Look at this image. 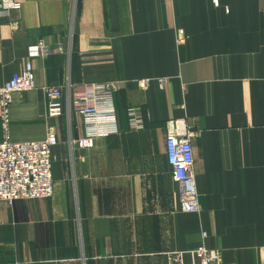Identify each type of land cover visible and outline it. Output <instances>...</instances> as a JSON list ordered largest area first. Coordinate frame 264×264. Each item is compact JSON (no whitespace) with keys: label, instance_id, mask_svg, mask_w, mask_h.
Returning <instances> with one entry per match:
<instances>
[{"label":"crops","instance_id":"1","mask_svg":"<svg viewBox=\"0 0 264 264\" xmlns=\"http://www.w3.org/2000/svg\"><path fill=\"white\" fill-rule=\"evenodd\" d=\"M12 1L0 8V88L29 65L36 87L13 96L10 136L41 141L53 127L59 144L53 197L0 201V264H169L175 252L189 264L202 246L264 264V0ZM40 42L50 54L31 56ZM109 82L120 133L71 148L82 120L50 117L43 88ZM173 120L198 134V213L181 210L172 180Z\"/></svg>","mask_w":264,"mask_h":264},{"label":"built area","instance_id":"2","mask_svg":"<svg viewBox=\"0 0 264 264\" xmlns=\"http://www.w3.org/2000/svg\"><path fill=\"white\" fill-rule=\"evenodd\" d=\"M215 2L217 0H214ZM20 4L12 0H0L2 13L19 9ZM31 56H48L50 50L43 42L30 48ZM147 88L149 81L139 82ZM35 76L31 65L22 73L15 74L11 81L0 88V111L3 140L0 142V201L9 204L17 200L48 199L54 195L52 174V150L58 146L56 130L48 128L41 141L14 142L10 136V107L13 96L35 88ZM49 101V116L67 118L71 123L74 114L83 124V136L76 142L70 141L71 148L92 149L97 140L119 134L114 94L119 86L116 82L84 84L74 91L71 84L45 86ZM128 117L131 129H143V113L140 108H130ZM198 134L179 120L166 124V157L171 167L173 182L179 189L181 210L198 213L200 204L194 171L195 157L193 140ZM204 236H206L204 234ZM189 264H225L220 250L202 246L190 252ZM169 264H187L184 253L175 252L169 256Z\"/></svg>","mask_w":264,"mask_h":264}]
</instances>
